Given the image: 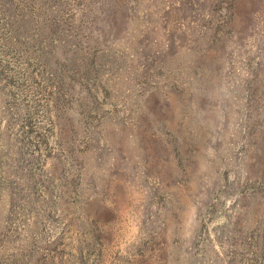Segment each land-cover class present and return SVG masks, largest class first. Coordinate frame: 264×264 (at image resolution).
Segmentation results:
<instances>
[{"label": "rangeland", "instance_id": "1", "mask_svg": "<svg viewBox=\"0 0 264 264\" xmlns=\"http://www.w3.org/2000/svg\"><path fill=\"white\" fill-rule=\"evenodd\" d=\"M0 264H264V0H0Z\"/></svg>", "mask_w": 264, "mask_h": 264}]
</instances>
